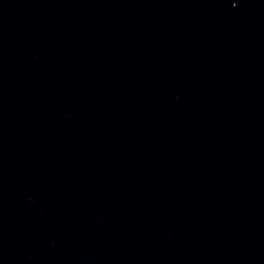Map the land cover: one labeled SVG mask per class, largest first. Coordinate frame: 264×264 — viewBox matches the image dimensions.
<instances>
[{
	"label": "water",
	"instance_id": "obj_1",
	"mask_svg": "<svg viewBox=\"0 0 264 264\" xmlns=\"http://www.w3.org/2000/svg\"><path fill=\"white\" fill-rule=\"evenodd\" d=\"M0 264H264V0H0Z\"/></svg>",
	"mask_w": 264,
	"mask_h": 264
}]
</instances>
